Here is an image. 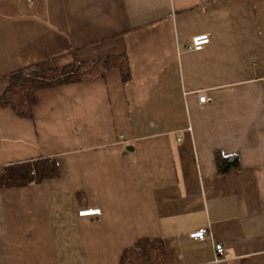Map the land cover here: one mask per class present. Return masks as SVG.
<instances>
[{
	"label": "crops",
	"instance_id": "crops-1",
	"mask_svg": "<svg viewBox=\"0 0 264 264\" xmlns=\"http://www.w3.org/2000/svg\"><path fill=\"white\" fill-rule=\"evenodd\" d=\"M119 54L126 83L112 68L37 91L31 118L0 107V166L59 168L0 188V264H119L141 237L168 264H264V0H0V95L32 63Z\"/></svg>",
	"mask_w": 264,
	"mask_h": 264
},
{
	"label": "trees",
	"instance_id": "trees-1",
	"mask_svg": "<svg viewBox=\"0 0 264 264\" xmlns=\"http://www.w3.org/2000/svg\"><path fill=\"white\" fill-rule=\"evenodd\" d=\"M112 68L119 70L123 83L130 80L129 59L125 54L73 61L58 67H48L46 61L32 63L8 73L7 85L0 95V107L12 110L19 117L31 118L37 91L99 79L107 69ZM215 161L218 173L234 174L240 170L238 159L233 155L216 152ZM57 176L59 168L56 159L39 157L0 166V188L40 183ZM119 264H168L163 239L138 238L122 251Z\"/></svg>",
	"mask_w": 264,
	"mask_h": 264
},
{
	"label": "built area",
	"instance_id": "built-area-1",
	"mask_svg": "<svg viewBox=\"0 0 264 264\" xmlns=\"http://www.w3.org/2000/svg\"><path fill=\"white\" fill-rule=\"evenodd\" d=\"M212 36L208 33H199L196 35H193L190 39V43L186 46V50H202L204 49L207 44L211 41ZM206 96L203 95L199 97L200 102H205ZM101 212V209L96 206H87V207H82L78 211V215L80 216H90V215H99ZM189 237L196 239V240H205L209 237V232L206 228H201L195 231H192L189 233ZM215 254L221 255L223 252V245L222 244H215Z\"/></svg>",
	"mask_w": 264,
	"mask_h": 264
}]
</instances>
